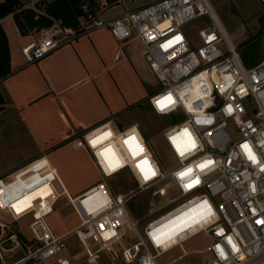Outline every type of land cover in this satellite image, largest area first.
<instances>
[{
  "label": "built area",
  "instance_id": "obj_1",
  "mask_svg": "<svg viewBox=\"0 0 264 264\" xmlns=\"http://www.w3.org/2000/svg\"><path fill=\"white\" fill-rule=\"evenodd\" d=\"M52 1L16 0L7 16L21 19L30 10L37 18L46 14L45 7ZM259 1L264 6V0ZM123 2L82 0L75 26H64L56 19L39 32L28 30L29 35L40 36H33L21 51L32 63L57 47L73 43L82 34L101 28L119 42L132 37L139 40L144 60L161 85L147 97L150 109L158 115L182 116L163 131L176 163L166 168L150 148L138 122L117 127L110 120L67 140L89 153L101 177L80 195L68 194L45 155L0 175V212L13 219L30 215L28 227L35 241L15 264H73L62 256L71 234L78 247L91 255L103 252L113 264H177L184 256L201 252H207L208 257L193 264H264V223H257L264 220V55L255 64L246 65L209 0H154L113 17L103 16L110 6ZM196 21L193 36L183 27ZM167 96L172 102L161 109L157 101ZM137 144L142 150L134 154ZM244 144L249 145L255 160L249 158ZM145 160L146 168L155 173L147 179L140 167ZM121 171L130 176L133 185L117 192L106 180ZM182 172L186 173L183 177ZM193 180L199 182L188 187ZM44 184L50 188L44 198L36 197L19 210L18 205L14 206ZM160 188L164 189L160 196L167 197L158 209L174 205L139 226L129 211V201L149 189L157 198ZM60 194L66 196L79 218V223L64 234H56L47 221ZM198 200L202 203L196 210L197 221L202 223L178 235L166 248L158 244L154 223ZM126 225L135 234V240L128 243ZM196 233L209 240L208 246L184 250L181 244ZM175 246L182 250L179 256L165 262L158 260Z\"/></svg>",
  "mask_w": 264,
  "mask_h": 264
},
{
  "label": "crops",
  "instance_id": "obj_2",
  "mask_svg": "<svg viewBox=\"0 0 264 264\" xmlns=\"http://www.w3.org/2000/svg\"><path fill=\"white\" fill-rule=\"evenodd\" d=\"M147 3H138L123 12ZM24 37L30 38L29 42L34 38L29 34ZM21 48L16 52L9 44L11 73L0 80V115L16 120L24 136L16 145L22 151L20 157L6 154L10 157L5 158L6 173L45 155L68 194L80 195L101 177L81 192L69 193L66 184L75 164L65 157L64 150L71 145L67 140L104 121L112 120L117 126L116 119L126 110L139 109L140 105L150 109L147 97L154 92L146 85L144 72L150 67L144 61V48L134 37L119 42L104 28L82 34L73 43L57 47L32 63L26 61ZM28 142L32 146H26ZM75 226L57 233L52 229L64 234Z\"/></svg>",
  "mask_w": 264,
  "mask_h": 264
},
{
  "label": "rangeland",
  "instance_id": "obj_3",
  "mask_svg": "<svg viewBox=\"0 0 264 264\" xmlns=\"http://www.w3.org/2000/svg\"><path fill=\"white\" fill-rule=\"evenodd\" d=\"M150 1L153 0H124L123 3L110 6L104 11L103 16L105 18L113 17L123 13L125 9L136 6L138 3ZM209 1L214 6L224 28L237 45L242 59H246L249 65L258 62L264 54V6L260 1ZM203 19L206 18L203 17ZM197 24L198 21L193 24L185 25L183 29L194 36V33L197 32ZM0 25L7 36L8 43L12 50L20 52L21 46L30 41V38L24 37L25 35L19 32L13 17H4L0 20ZM33 36L37 38L40 34L34 33ZM135 50L137 51V47ZM144 76L147 78L146 85L149 91L156 92L160 90L161 85L150 68L145 70ZM10 118L11 117H6L5 115H0V175L8 172L5 170V158L10 157L6 154L13 153L11 158L17 159L22 153L20 148L16 147V145L21 137L24 139V136L20 130L19 123L16 122V120L15 122L9 121ZM181 119L182 116L180 115H158L151 109L140 105L139 109H129L123 114H120V117L116 119L115 123L117 126L119 124L126 126L130 122L137 121L144 137L149 141V146L155 156L165 164L166 168H170L175 165L176 162L164 142L163 131L167 126L179 122ZM26 146L32 145L28 142ZM71 147L73 146L70 145L64 150V154L65 157L68 158V162L73 161L75 164L70 182L66 184L69 193L73 195L95 183L100 174L96 168L92 166L89 153L85 149L79 148L81 152H76L73 149L76 147ZM106 182L112 190H116L117 192H124L126 191L125 189L133 185L132 179L129 175H125L124 171L110 177ZM162 194H164L163 188L157 191V198L152 195L151 189H149L131 198L128 203V208L132 217L138 220L139 226L174 205L170 204L158 209L167 197L165 195L160 196ZM29 220L30 215L20 219H13L10 215L0 212V264H15V262L23 258L28 251L34 247L35 241L28 227ZM47 221L57 233L77 225L79 223V218L67 201L66 196L60 194L54 204L53 212L47 216ZM124 232L127 243L135 240L134 231H132L128 225L125 226ZM75 239L74 234L69 235L66 240L68 244L67 249L62 252V256L68 257L73 264H113L103 252H97L91 255L84 248L78 247V243ZM208 243L209 240L204 237L202 233H196L187 238L181 246L184 250L191 251L205 249ZM181 252L182 250L180 247L175 246L163 253L158 260L160 262L168 261L179 256ZM207 257V252L194 253L184 256L177 264L201 263Z\"/></svg>",
  "mask_w": 264,
  "mask_h": 264
},
{
  "label": "trees",
  "instance_id": "obj_4",
  "mask_svg": "<svg viewBox=\"0 0 264 264\" xmlns=\"http://www.w3.org/2000/svg\"><path fill=\"white\" fill-rule=\"evenodd\" d=\"M82 0H54L45 7L46 14H40L37 18L30 10H26L22 18L13 16L14 22L22 35H27L28 30L39 32L42 28L50 26L54 20L60 19L64 26H75L81 13ZM16 0L0 1V19L6 17L12 10ZM10 69V52L7 36L0 25V80L5 78ZM0 101L2 97L0 95Z\"/></svg>",
  "mask_w": 264,
  "mask_h": 264
},
{
  "label": "bare ground",
  "instance_id": "obj_5",
  "mask_svg": "<svg viewBox=\"0 0 264 264\" xmlns=\"http://www.w3.org/2000/svg\"><path fill=\"white\" fill-rule=\"evenodd\" d=\"M49 193V186L47 184L41 185L35 189V191L25 195L21 200H18L14 206L18 205L17 209H21L23 206H28L32 199L36 197L44 198ZM89 198L90 196L87 199ZM201 203L200 200L194 201L173 211L154 223L153 226L156 229L157 235L161 238V243L164 248L176 241L178 235L184 234L187 230H193L196 228L197 223H202L200 220L197 221L198 212H196L199 206H201Z\"/></svg>",
  "mask_w": 264,
  "mask_h": 264
},
{
  "label": "snow or ice",
  "instance_id": "obj_6",
  "mask_svg": "<svg viewBox=\"0 0 264 264\" xmlns=\"http://www.w3.org/2000/svg\"><path fill=\"white\" fill-rule=\"evenodd\" d=\"M176 39L178 40L179 37H177ZM171 44H172V42L169 41V42H168V47H170ZM171 102H172V97H171V96H167V97L163 98L162 100L157 101V104L160 106L161 109H163L167 104H169V103H171ZM134 139H135L134 137H131V138H130V140H134ZM93 142H95V141H93ZM243 148L247 151L249 158L255 160V156H254V154L252 153V151H251L249 145L244 144V145H243ZM141 150H142V149H140V146L137 144V145L135 146L134 154H137L138 151H141ZM109 163L111 164L112 162L109 161ZM209 163H211V162H209ZM147 164H148V162L145 160V161H143V163H142L141 166H140V167H141V171H142V172L144 173V175H145V179H147V178L149 177V175H155V173L152 172V170H151L150 168H146V165H147ZM201 167H203V165H202ZM191 171H192L191 169H188V172H191ZM180 175L183 177L184 175H186V173L182 172V173H180ZM198 182H199L198 180H193V181L188 185V187H191L193 184L198 183ZM205 203H206V202H205ZM18 210H19V209H18ZM209 210H210V209H209ZM257 223H264V220H258ZM169 238H170V237H169ZM154 239L156 240V242H157L158 244L162 242V241H161V238H160L159 236H154ZM221 254L223 255V253H221Z\"/></svg>",
  "mask_w": 264,
  "mask_h": 264
}]
</instances>
